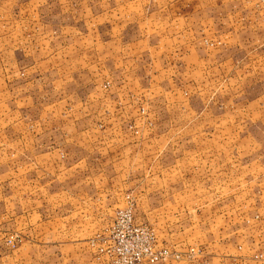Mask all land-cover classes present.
I'll list each match as a JSON object with an SVG mask.
<instances>
[{"label":"crops","instance_id":"obj_1","mask_svg":"<svg viewBox=\"0 0 264 264\" xmlns=\"http://www.w3.org/2000/svg\"><path fill=\"white\" fill-rule=\"evenodd\" d=\"M0 104V264H91L87 241L112 222L95 218L126 188L170 253L200 252L158 264H264L252 0H0ZM191 213L194 244L170 216Z\"/></svg>","mask_w":264,"mask_h":264},{"label":"built area","instance_id":"obj_2","mask_svg":"<svg viewBox=\"0 0 264 264\" xmlns=\"http://www.w3.org/2000/svg\"><path fill=\"white\" fill-rule=\"evenodd\" d=\"M257 7L264 22V0H257ZM133 209V198L124 195L123 206L114 210L110 226L87 241L91 264H158L170 257L175 261L196 259L194 249L181 255L170 253L150 227L135 222Z\"/></svg>","mask_w":264,"mask_h":264},{"label":"rangeland","instance_id":"obj_3","mask_svg":"<svg viewBox=\"0 0 264 264\" xmlns=\"http://www.w3.org/2000/svg\"><path fill=\"white\" fill-rule=\"evenodd\" d=\"M252 2H253V4L255 5V6H257V0H252ZM264 23V22H263ZM219 107H220V109L221 110H227V109H229L228 108V103H227V96H226V94H224V96L222 95L221 96V98H220V102H219ZM2 105L0 104V131L1 130H3V115H2ZM221 136H224V134L223 135H221ZM202 137H203V139H201L200 138V141H204V142H207V139H206V137L204 136V135H202ZM0 138H2V134L0 133ZM191 141H192V143L193 144H195V143H199L200 141H199V136H195V135H191V137L189 138ZM222 140H226V139H223L222 138ZM197 141V142H196ZM240 150L239 151H237V154H240ZM242 160V159H244L243 157H242V155L240 154V156H238L237 155V160ZM242 163V162H241ZM0 168H3V167H1L0 166ZM8 168V171H6L7 173H10V170H9V167H7ZM18 168V167H17ZM35 173V169H30L29 168V174H34ZM0 175H1V171H0ZM239 183V182H238ZM238 183H237V185H236V187L237 188H240V190L239 191H236V192H238L241 196L240 197H237V201L238 202H241L242 200H243V196H244V193H243V191H244V187H242V186H239L238 185ZM205 184V183H204ZM130 191V188H126L125 190H124V195H126V194H128L127 192H129ZM123 195V196H124ZM129 195V194H128ZM122 196V197H123ZM225 199V198H224ZM224 199H222V200H224ZM222 200H220V201H222ZM205 201V200H204ZM133 202H134V200H133ZM114 212V211H113ZM113 212H110V213H107L106 215H100L99 217H97V218H95V220L96 219H102L103 217V219L102 220H100V221H97V223L96 222H94V226H95V228H98L99 226H102L104 223H106V222H108L109 220H111L112 219V217H113ZM90 216L91 215H88V217H89V225L90 224H92L93 222L90 220ZM133 216H134V220H135V216H136V219L138 220V221H140L141 223H139V224H144V225H146L147 226V217H146V215L145 214H139V215H135V213L133 214ZM160 216H163V215H160ZM170 216H174V218L176 219V223L178 224L179 223V218H180V220H182L183 221V225L182 226H184V228L187 230L186 232H185V236L184 235H182V237H184L185 238V240H194V241H192L193 242V244H194V242L195 241H197V240H199L200 238H199V232H201V230L199 231L198 230V228L197 227H200V224L202 223H198L199 221H201V220H198L199 219V217H198V215L197 214H193V213H191V214H188V215H170ZM137 223V222H136ZM242 223L240 222L239 223V225H238V228L240 227H242ZM213 225L211 224V223H205L204 224V227L208 230V231H211L212 233H214V231H213V229H215L214 227H212ZM178 229V228H177ZM176 236H178V235H176ZM161 240V239H160ZM162 241V240H161ZM3 244H4V246L7 248V250L8 251H10V252H13V251H15L16 249H17V247H18V238L14 235V234H8V235H6V236H4L3 237ZM162 244H164V242H162ZM193 249V248H192ZM194 251H195V253L197 254V255H199L200 254V252L198 251V250H195L194 249ZM227 264H229L228 262H227ZM232 264H234V263H232Z\"/></svg>","mask_w":264,"mask_h":264}]
</instances>
